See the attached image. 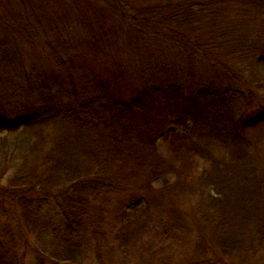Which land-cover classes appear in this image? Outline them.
Instances as JSON below:
<instances>
[{"label":"trees","instance_id":"obj_1","mask_svg":"<svg viewBox=\"0 0 264 264\" xmlns=\"http://www.w3.org/2000/svg\"><path fill=\"white\" fill-rule=\"evenodd\" d=\"M93 42L163 112L172 88L190 105L195 163L157 264H264V0H0V264L104 263L83 222L119 105L48 74Z\"/></svg>","mask_w":264,"mask_h":264},{"label":"rangeland","instance_id":"obj_2","mask_svg":"<svg viewBox=\"0 0 264 264\" xmlns=\"http://www.w3.org/2000/svg\"><path fill=\"white\" fill-rule=\"evenodd\" d=\"M71 66L75 73L52 70L50 80L73 94L119 105L99 122L101 135L112 140L106 183L94 185L102 210L97 222L85 221L83 227L99 242L103 264H157L160 239L178 224L185 178L195 163L182 133L190 105L172 88L163 112L158 100L94 42ZM258 139V156L264 159V130Z\"/></svg>","mask_w":264,"mask_h":264}]
</instances>
